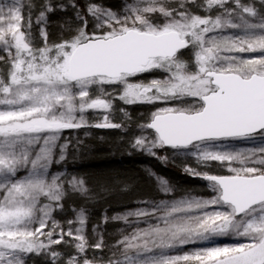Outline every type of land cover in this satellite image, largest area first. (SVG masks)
Segmentation results:
<instances>
[{
	"label": "snow or ice",
	"instance_id": "snow-or-ice-1",
	"mask_svg": "<svg viewBox=\"0 0 264 264\" xmlns=\"http://www.w3.org/2000/svg\"><path fill=\"white\" fill-rule=\"evenodd\" d=\"M260 2L258 11L242 0L231 6L230 0H206L207 10H219L215 18L192 14L183 0L178 7L170 0H132L122 12L90 3L86 12L100 30L91 33L86 31L88 19L73 3L82 25L77 34L50 45L42 26V47L31 38L30 0L27 17L22 0L0 3V46L6 53L0 62L7 68L0 74V264H26L30 254H44L51 264H264V0ZM53 10L46 0L37 23ZM226 30L236 31L225 35ZM190 48L194 71L181 59L182 50ZM257 51L260 55L248 59L238 55ZM154 70H162L163 78L130 82ZM105 85L122 86V92L116 97L104 91ZM93 86L100 92L95 99L90 97ZM116 98L125 104L177 105L152 112L150 121L140 125L150 134L135 138L133 149L156 156L154 149L167 147L174 155L194 158L198 167L215 162L228 174L185 165L186 174L208 182L214 192L210 199L160 201L151 211L114 216L155 222L124 235L110 249L111 257L89 259L84 211L78 213L75 231L71 220L65 231L52 219L66 188L62 174L49 179L48 170L60 133L93 126L84 113H107ZM94 126L121 128L107 114ZM41 140L43 146L32 158L30 149ZM157 158L167 162V157ZM20 169L27 174L18 177ZM157 179L163 193H172L167 180ZM66 183L88 192L82 178L73 176ZM226 236L247 242L170 254ZM65 237L75 241L70 246L76 254L61 261L62 254L53 248L69 244ZM91 247L107 245L101 237Z\"/></svg>",
	"mask_w": 264,
	"mask_h": 264
},
{
	"label": "rangeland",
	"instance_id": "rangeland-1",
	"mask_svg": "<svg viewBox=\"0 0 264 264\" xmlns=\"http://www.w3.org/2000/svg\"><path fill=\"white\" fill-rule=\"evenodd\" d=\"M84 4V9L86 11V7L90 3H95L99 6L104 8H109L112 11L122 12L126 7L127 3H131L132 0H118L114 6L105 5L102 0H81ZM9 0H0V3L7 4ZM46 0H30L32 5L31 11V20H32V29H31V38L33 41V45L35 47H42L44 41L41 39L40 36V29L41 27H45L48 32V43L54 44V38L58 41L71 39L73 36L77 34V29L80 28L82 25L76 19L75 16V9L72 7V4L75 3V0H51V5L53 6V11L48 12L46 14V20L44 22L37 23V17L39 15V11L41 10V6L44 5ZM24 5L22 11L27 17L28 14V4L29 0H22ZM234 3V0H230V6ZM242 3L251 4L252 6L256 7L258 11L261 9V2L260 0H242ZM76 4V3H75ZM206 4V0H195V3H192L189 11L192 12L194 15L200 16H207L211 15L215 18L216 15L219 14L218 9L207 10L204 5ZM57 5H63L64 8L61 9L57 7ZM78 7V6H77ZM79 8V7H78ZM80 9V8H79ZM88 19L91 24V30L99 32L100 30L96 28L95 23L90 16L87 14ZM250 22L256 23L258 22L256 18H249ZM234 30H226L225 33H231ZM70 34V35H69ZM193 49H187L182 51V57L184 53L191 56L194 60ZM260 55L259 51L255 53H242L240 56L243 58L248 59L254 56ZM0 56H5L6 53L2 50V46H0ZM181 57V58H182ZM191 71H194L195 68L192 65H189ZM7 71L6 65L3 62H0V74H3ZM158 71L154 70L153 73H144L138 78L134 79L133 81L130 80L132 83H139L141 81L147 83L152 79H158ZM153 74H157V78H151ZM163 78V76H162ZM161 78V79H162ZM104 91L107 93L118 94L122 92V86H118L116 89H111L109 86H104ZM100 95L99 89L96 86H93L90 89V97L95 99L97 96ZM117 97V96H116ZM101 98H106L101 96ZM113 100V99H112ZM191 101H189L190 103ZM142 103H135V104H125V106L114 105L112 102V108L105 113L103 110H88L84 113L85 120L87 121L88 125L93 126H84L79 129H69L63 130L60 133L59 139L56 142V146L52 149V156L53 160L52 163L49 165V176L51 175H58L62 174V178L65 180V188L66 194L65 197L69 196L70 194H80L85 195L86 193H80L78 191L72 190L66 183L68 179L75 176L78 179L85 178V170L87 164L90 161L91 153L93 152V145L91 144L92 140L102 141L101 144H106V152H107V159L108 160H115L120 165L124 162L126 158L131 156H141L146 159H153L157 156H152L147 154L145 151L142 150H135L130 145L132 141L141 136V135H149L150 132L147 130H141L140 125L141 122L145 119L142 117L146 111L149 112V118L151 117V113L156 111L158 108L165 107V106H177L175 104H144L146 106L141 111L139 110V106ZM140 111L139 115L135 117L134 112ZM109 115L111 122L120 124L121 128H116L114 131L112 128H98L94 125L101 122L105 115ZM79 113H77V118H79ZM133 121V125L137 127L129 126V124ZM101 129V132H96V129ZM96 132V134H95ZM111 133V134H110ZM110 134V135H108ZM95 137V138H93ZM43 146V141L41 140L38 145H33L30 149V154L32 158H35V153L39 151V148ZM63 147V149L61 148ZM239 147H251V145L241 144ZM155 153L157 154L158 151L161 152L162 157H167V162L171 165L179 168L183 173V168L185 165L193 168H197L198 171L204 172L209 171V174H218V175H227L228 172L225 169H220L216 166L215 162L208 167L204 166H197L195 159L192 157H185L182 155H174L173 151L169 148H162V149H154ZM63 155L64 159L60 160V156ZM90 157V158H89ZM57 161H59L57 163ZM143 165L144 173L147 179L152 183L154 186L155 192L154 195L150 196L146 201L141 204L135 205L132 208L125 209L116 213L114 216H123L126 213L137 210H152V206L160 201H173L179 200L182 198H201V199H210L214 192L208 186V182L204 181L203 179L196 178L199 181L192 187H182L179 184L172 182L171 180L166 179L164 176V172L162 175L152 169L149 164ZM30 167V166H29ZM211 169V170H210ZM27 174L25 169H20L17 173L18 177H23ZM186 174V173H185ZM188 175V174H187ZM190 176V175H189ZM192 177V176H190ZM157 178L165 179L169 182V185L172 187V193L165 194L160 190L159 180ZM193 178V177H192ZM85 181V179H84ZM64 197V198H65ZM63 198V199H64ZM62 199V200H63ZM42 203H47V200L42 198ZM62 202V201H61ZM148 202V203H145ZM67 204L64 205L61 203V208H56L52 213V219L57 221L60 225V228H63L65 231L68 228V221H72V228L75 231L76 228L80 227L78 222V213L81 210H78L73 207L68 201ZM211 210V209H209ZM85 214V223L83 225L84 228V236L86 237L89 245V250L87 251L86 255L89 259L96 257L98 259L111 257L112 251L110 249L116 245L119 239H123L124 235H129L134 229L136 228H146L148 227L149 223H154V219H149L147 222L144 220L137 221L135 217H129L128 221L124 220H117L118 223L116 226H109L108 228L104 227L102 224H98L93 222V219L90 217L91 213L84 209ZM89 212V213H88ZM92 216V215H91ZM113 216V217H114ZM35 226V225H34ZM51 227V220L49 221V228ZM47 230V229H46ZM59 231V229H57ZM103 238L106 248L102 250H94L92 249V245H94L100 238ZM66 240H70V238L65 237ZM247 242L246 238L237 237V236H226V237H216L211 241H200L195 244H190L184 246L181 250H174L171 251L170 254H183L184 252H191L198 248H205L211 246H223V245H230L235 243H244ZM75 243V241H71L69 244H61L54 246L53 250L60 252L61 261H66L68 259V255H75V249L70 246V244ZM26 259V264H51V261L47 256L44 254L36 255L30 254ZM57 264H61V262H57Z\"/></svg>",
	"mask_w": 264,
	"mask_h": 264
},
{
	"label": "trees",
	"instance_id": "trees-1",
	"mask_svg": "<svg viewBox=\"0 0 264 264\" xmlns=\"http://www.w3.org/2000/svg\"><path fill=\"white\" fill-rule=\"evenodd\" d=\"M102 1L108 6H114L118 2V0ZM170 2L173 7H178L181 0H170ZM75 3L80 8L81 13L85 15V18L88 19L83 2L75 0ZM183 3L185 8L190 9L195 0H183ZM86 31L92 32L90 21ZM223 34L227 35L230 32H224ZM92 145L94 149L91 153V158L89 157L90 161L86 168L84 167L85 186L88 192L85 195L70 194L61 203L66 205L68 201L78 210H88L92 215L90 217L93 219V222L102 224L106 228L117 225L118 221L112 219L116 213L132 208L134 204H141L154 195V186L144 173L143 165L145 162L161 175L164 172L166 179L179 184V186L189 188L195 186L199 181L183 173L179 168L170 163L158 159L157 157H162L160 151L157 152V157L153 159L131 156L126 158L120 165L115 160L107 159L105 144L95 141Z\"/></svg>",
	"mask_w": 264,
	"mask_h": 264
},
{
	"label": "bare ground",
	"instance_id": "bare-ground-1",
	"mask_svg": "<svg viewBox=\"0 0 264 264\" xmlns=\"http://www.w3.org/2000/svg\"><path fill=\"white\" fill-rule=\"evenodd\" d=\"M84 5V4H83ZM85 8V7H84ZM86 12V11H85ZM86 15H87V12H86ZM70 35V34H69ZM54 41V44H57V43H61V40L60 41H58L57 39H53ZM185 51V50H184ZM193 54V56H194V52L192 53ZM182 57V56H181ZM186 64H188V65H194V60L191 58V56L190 55H188V54H186V53H184V56L181 58ZM140 75H142V74H139L138 76H140ZM162 70H159L158 71V79H161L162 78ZM151 78H157V74H153V76H151L149 79H151ZM134 78H131V80H133ZM108 86V85H107ZM111 89H116L118 86H116V85H113V86H109ZM120 95V93H116V94H114V96H119ZM112 102H114V105L116 106L117 105V103H119V105H121V106H125V103L123 102V101H121V100H119L118 98H116V99H113L112 100ZM146 106H144V104H141L140 106H139V110L141 111L143 108H145ZM140 111H137V112H134V115H135V117H137L138 115H139V113H141ZM142 112H145L144 113V115L142 116V117H145V119L141 122V124H146V123H148L149 121H150V119L148 120V118H149V112H147V110L146 111H142ZM129 126H133V127H137L136 125H133V121H131V123L129 124ZM114 131L116 130V128H112ZM146 130V129H145ZM101 132V129H96V132ZM147 131V130H146ZM149 132H150V130H148ZM96 132H95V134H96ZM93 138H95V137H93ZM95 141L96 140H92L91 142L93 143H95ZM99 142H101L102 143V141H99ZM91 143V144H92ZM105 146H106V144H105Z\"/></svg>",
	"mask_w": 264,
	"mask_h": 264
},
{
	"label": "flooded vegetation",
	"instance_id": "flooded-vegetation-1",
	"mask_svg": "<svg viewBox=\"0 0 264 264\" xmlns=\"http://www.w3.org/2000/svg\"><path fill=\"white\" fill-rule=\"evenodd\" d=\"M132 78L136 79V78H138V76H136V77H132ZM134 79H133V80H134ZM130 80H131V78H130ZM133 80H131V81H133Z\"/></svg>",
	"mask_w": 264,
	"mask_h": 264
},
{
	"label": "water",
	"instance_id": "water-1",
	"mask_svg": "<svg viewBox=\"0 0 264 264\" xmlns=\"http://www.w3.org/2000/svg\"><path fill=\"white\" fill-rule=\"evenodd\" d=\"M182 51H184V50H182ZM167 148V147H166Z\"/></svg>",
	"mask_w": 264,
	"mask_h": 264
}]
</instances>
